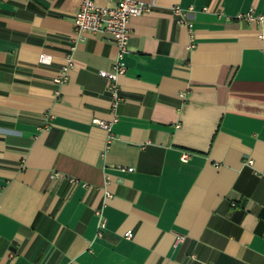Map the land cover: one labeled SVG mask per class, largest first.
Returning a JSON list of instances; mask_svg holds the SVG:
<instances>
[{"label": "crops", "instance_id": "0c3cea01", "mask_svg": "<svg viewBox=\"0 0 264 264\" xmlns=\"http://www.w3.org/2000/svg\"><path fill=\"white\" fill-rule=\"evenodd\" d=\"M137 1L105 150L110 36L76 37L81 0H0V264H264L261 28L235 19L264 0Z\"/></svg>", "mask_w": 264, "mask_h": 264}, {"label": "built area", "instance_id": "2783aa9c", "mask_svg": "<svg viewBox=\"0 0 264 264\" xmlns=\"http://www.w3.org/2000/svg\"><path fill=\"white\" fill-rule=\"evenodd\" d=\"M107 3H111V6H100L96 5L95 0H81L78 10L73 16V25L75 30V35L80 38L84 34H98L106 33L110 36L111 42L116 48V56L113 60L110 69L100 70L98 75L110 82L109 92L111 101L109 104V120H94V123L98 125L101 130L106 134L105 138V150L108 149L109 144L113 139V134L111 128L113 124L117 122V107L121 98L119 96L118 86L116 84V79L118 76L123 75L125 72V65L123 58L128 54V41H129V31L127 24L130 18L137 17L146 14L149 11V7L137 0H101ZM217 2L212 8H203V12H212L217 17H222V11L220 5ZM171 15L174 17L175 23L187 30L189 38L193 41V30L192 23L190 22V14L192 8L182 9L178 6L170 7ZM238 21H243L246 23H255L261 28L259 34V39L262 42L261 53L264 57V15H253L252 12H246L238 14L235 17ZM194 44H191L189 48L191 49ZM73 47H71L70 50ZM65 64L61 70L54 76L51 80V84L55 87L63 85L66 82V73L71 67L70 56L65 58ZM38 63L41 65H48L50 63V57L41 54L38 57ZM57 94V93H55ZM188 159V154L186 152L181 153L180 160L186 162ZM246 165H251V161H246ZM119 170H124V168L119 167ZM127 171H132L128 169ZM58 174H53L50 177H56ZM107 195V194H106ZM94 214L97 217V227L96 235L99 236L101 231L105 228V221L102 217L100 209H96ZM123 237L127 240L132 238V232L127 231L123 234ZM182 237H176L174 246L182 241Z\"/></svg>", "mask_w": 264, "mask_h": 264}]
</instances>
